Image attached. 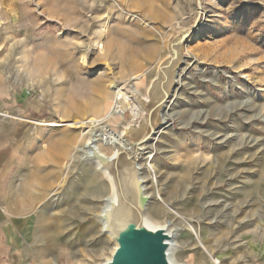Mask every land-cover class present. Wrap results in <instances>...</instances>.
Here are the masks:
<instances>
[{
  "label": "rangeland",
  "instance_id": "1",
  "mask_svg": "<svg viewBox=\"0 0 264 264\" xmlns=\"http://www.w3.org/2000/svg\"><path fill=\"white\" fill-rule=\"evenodd\" d=\"M172 64L169 92L153 105L151 85ZM118 89L139 116L113 110ZM0 105L9 126L0 190L26 217L37 264H107L132 221L102 234L112 186L89 154L109 157L143 109L153 132L133 168L140 210L155 228L179 230L175 261L264 264V0H0ZM225 201L237 209L235 233L212 215L194 231L164 213Z\"/></svg>",
  "mask_w": 264,
  "mask_h": 264
},
{
  "label": "bare ground",
  "instance_id": "2",
  "mask_svg": "<svg viewBox=\"0 0 264 264\" xmlns=\"http://www.w3.org/2000/svg\"><path fill=\"white\" fill-rule=\"evenodd\" d=\"M106 26L107 25L103 27L102 30L103 32H105ZM95 46H96L95 49H99L100 51L103 50L100 43H97ZM176 51L178 52L177 47L171 48L170 49L171 56ZM167 62L168 60H166L163 64H166ZM172 66L173 64L169 68H164L163 71L160 70L159 71L160 79L151 85L149 92L150 93L149 100L153 101V105L157 104L158 102L162 101L165 98V93L163 92V90L169 92L171 86V80L168 77V80L164 83L162 82V77L164 74L167 75L170 74V69L172 68ZM137 90L138 88L135 86V89L131 90V93L137 95L138 94V92H136ZM127 93L129 94V92L127 91L122 92L121 89L116 90L115 99H114L115 105L113 107V110L114 111L119 110L122 112L128 110L131 113V115L134 118H136L135 117L136 115L139 116V114H136V112H138V108L128 100L126 96ZM143 110H144V118H142V121L138 126L136 132H133L132 127L125 128V130L121 134H119L117 137L112 139L111 144L114 146L115 149L113 148V152L109 157L103 155L99 151V149L97 150L93 149L91 155L89 154L90 160L95 165L97 170L101 174H103V176L111 183L112 186L110 196L104 199V206L102 207L98 215V220L101 225L102 234L107 236H109V234L104 232L107 231L106 228L109 227L111 230H113L114 228L120 227L123 223L127 221L140 223L141 226H144L146 227V229L151 231H156V230L163 231L164 234L167 236V239L164 241V243L166 244V250H165L166 260L168 264H178V262L175 261L174 254L178 246L176 243V238L179 230L177 228H172L171 225H164L162 227L155 228L154 226H152V224L148 223L145 220L144 212H141L140 210L142 208L141 205L142 198L140 192L141 189L136 176V172L133 171V168L137 164L138 158L144 151L143 146L145 144H141L139 146L134 145L133 140L135 139V137H138L141 134L147 122L149 109L146 110L143 109ZM111 114L112 116L114 115L117 116V113L115 112H112ZM156 114H157V110L154 112V116ZM77 123L78 122H76L75 124ZM84 124H87L86 126H88L90 130H92L99 124V122L97 121V119H89L85 122H82V125ZM47 125L51 129H54L55 127L58 126L60 127L61 123L60 124L48 123ZM91 139L92 138H90L89 136V140ZM84 152L86 153V151ZM88 195L90 196V198H93L91 194ZM90 201L92 203L93 200ZM227 208H228V202L225 201L224 204L221 206L219 205L208 206L204 210L202 209L198 210L196 206L193 210H190L188 212L185 210H182L180 212H172V211L170 212V210L164 209V213L167 215L174 216V219L176 221L175 224L178 225V228L180 229L192 228L193 230L195 226V220L198 219V217L202 215V217L205 218V220H209V216L212 215L213 217H216L219 220V224L226 226L227 230H230L228 231L229 233L231 232L235 233V230L232 229L231 225L235 220V216L232 214H235L237 212V209L233 207L234 208L233 213L231 214L230 212H228ZM239 225H241L240 227H245L246 224L241 223ZM239 229L240 228H238L237 231H239ZM222 242L223 241L221 240L220 237L217 238L215 237V248L217 249L221 247ZM226 242L227 241H225V243ZM225 246L226 248L227 247L229 248L230 244H225ZM116 247H117V243L114 242V246L111 250L112 255ZM111 257L107 260V264H109ZM213 264H221V262L217 260Z\"/></svg>",
  "mask_w": 264,
  "mask_h": 264
},
{
  "label": "crops",
  "instance_id": "3",
  "mask_svg": "<svg viewBox=\"0 0 264 264\" xmlns=\"http://www.w3.org/2000/svg\"><path fill=\"white\" fill-rule=\"evenodd\" d=\"M3 106L0 105V110ZM5 117L0 115V160L9 157V153L5 152L7 144L5 136L9 133L8 121ZM1 171L0 169V174ZM28 228L26 217L15 212L14 206L0 190V264H37L42 261L40 255L37 256L34 251L30 253L28 249ZM34 238L36 241L40 237L36 233Z\"/></svg>",
  "mask_w": 264,
  "mask_h": 264
},
{
  "label": "water",
  "instance_id": "4",
  "mask_svg": "<svg viewBox=\"0 0 264 264\" xmlns=\"http://www.w3.org/2000/svg\"><path fill=\"white\" fill-rule=\"evenodd\" d=\"M151 113L152 110L148 114V134L134 142V145L145 143L153 132L150 124ZM166 239L167 236L161 230L151 231L141 226L140 223H126L124 229L115 238L117 247L109 264H168L165 254L166 244L164 243Z\"/></svg>",
  "mask_w": 264,
  "mask_h": 264
}]
</instances>
